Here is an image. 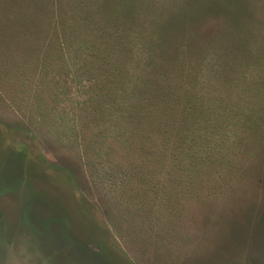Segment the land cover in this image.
Returning a JSON list of instances; mask_svg holds the SVG:
<instances>
[{
    "label": "rangeland",
    "instance_id": "1",
    "mask_svg": "<svg viewBox=\"0 0 264 264\" xmlns=\"http://www.w3.org/2000/svg\"><path fill=\"white\" fill-rule=\"evenodd\" d=\"M142 1L138 15L151 28L160 26L157 14L168 23L186 3ZM247 3L264 20V0ZM209 23L184 28L185 36L204 45L237 30ZM26 55L6 58L0 50V264H264V171L256 167L264 149L251 142L249 151L231 155L235 167L234 162L206 173L188 174L166 163H149L150 170L129 167L149 149L138 155L128 147L99 153L102 121L81 109L84 88L69 83L71 92L62 95L56 83L42 84L47 80L36 61L34 71L19 64ZM221 57L202 58L193 68L196 87L187 86L198 95L222 97L224 82L216 83L213 75ZM9 59L16 62L6 65ZM244 62L225 72L246 71ZM55 92L51 103L77 121L76 135L58 137L29 111L35 94L48 101Z\"/></svg>",
    "mask_w": 264,
    "mask_h": 264
},
{
    "label": "trees",
    "instance_id": "2",
    "mask_svg": "<svg viewBox=\"0 0 264 264\" xmlns=\"http://www.w3.org/2000/svg\"><path fill=\"white\" fill-rule=\"evenodd\" d=\"M184 1L172 20L165 23V16L157 14L160 26L151 28L138 15L142 0H0V50L6 58L27 54L19 61L22 68L34 71L36 61L40 78L47 80L42 84L56 83L62 95L71 92L69 83L84 88L79 89L80 108L87 118L102 121L101 154L128 147L138 155L148 148L143 160L136 158L128 166L150 170L149 163H166L188 174L234 162L235 167L231 155L236 151H249L251 142L264 149V20L248 0ZM209 20L237 30L204 45L190 33L185 36L184 28L209 27ZM205 56H223L213 74L216 83L224 82L221 92L215 89L222 97L198 95L187 86L196 87L198 70L193 68ZM8 61L6 65L16 62ZM239 61L246 63V71L225 72L233 65L237 70ZM55 95L46 101L35 94L32 117L60 138L76 135L77 121L55 109ZM257 166L263 173L264 159Z\"/></svg>",
    "mask_w": 264,
    "mask_h": 264
}]
</instances>
